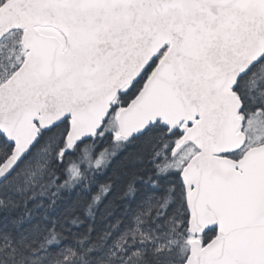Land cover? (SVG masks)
<instances>
[{
	"label": "snow or ice",
	"instance_id": "1",
	"mask_svg": "<svg viewBox=\"0 0 264 264\" xmlns=\"http://www.w3.org/2000/svg\"><path fill=\"white\" fill-rule=\"evenodd\" d=\"M0 264H264V0H0Z\"/></svg>",
	"mask_w": 264,
	"mask_h": 264
}]
</instances>
